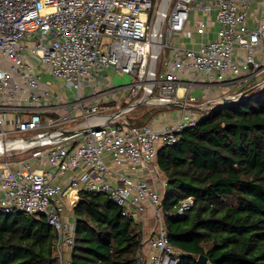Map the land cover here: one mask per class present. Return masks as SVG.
Masks as SVG:
<instances>
[{
    "label": "built area",
    "instance_id": "obj_1",
    "mask_svg": "<svg viewBox=\"0 0 264 264\" xmlns=\"http://www.w3.org/2000/svg\"><path fill=\"white\" fill-rule=\"evenodd\" d=\"M110 72L131 82L116 86ZM256 90H264V0H0V209L45 218L58 264H72L79 195L104 193L123 216L151 210L156 219L137 264H180L158 153L200 111ZM172 105L161 128L129 117ZM193 206L182 200L174 216Z\"/></svg>",
    "mask_w": 264,
    "mask_h": 264
},
{
    "label": "trees",
    "instance_id": "obj_2",
    "mask_svg": "<svg viewBox=\"0 0 264 264\" xmlns=\"http://www.w3.org/2000/svg\"><path fill=\"white\" fill-rule=\"evenodd\" d=\"M147 107L131 112L133 124L145 125L165 109ZM156 164L169 183L165 223L180 264H201L202 255L207 264H264V90L212 107L160 149ZM188 197L193 208L174 216ZM74 213L72 264H137L140 224L106 194L81 192ZM55 242L45 218L0 209V264H58Z\"/></svg>",
    "mask_w": 264,
    "mask_h": 264
},
{
    "label": "crops",
    "instance_id": "obj_3",
    "mask_svg": "<svg viewBox=\"0 0 264 264\" xmlns=\"http://www.w3.org/2000/svg\"><path fill=\"white\" fill-rule=\"evenodd\" d=\"M254 22L251 21V26H253ZM211 38H214V34H211ZM176 40H179V38H177ZM185 40V39H184ZM189 42V41H188ZM181 91V90H180ZM225 91H221L220 93L223 94ZM182 93V92H180ZM210 96H213V94H210ZM160 108L163 107L165 108L164 110L159 111L150 121L149 123H155V125L158 128H161L165 123L170 122L172 120V114L175 112L173 111L175 109L174 105L171 106V108H168L167 111V106H159ZM158 109V108H157ZM203 114L207 113V111H200ZM166 115H169L168 117ZM141 175L143 176L144 179H146L149 183L152 184V186L158 190H161V187L159 185L158 182H155L153 180V173L151 171H149L148 169H142L141 171ZM164 175V174H163ZM136 220V219H135ZM140 224L141 230H142V234L144 235H148L151 230L155 227L156 225V219L153 216V213L151 210H149L147 212L146 215L137 218V220ZM67 258H71V255H67Z\"/></svg>",
    "mask_w": 264,
    "mask_h": 264
},
{
    "label": "rangeland",
    "instance_id": "obj_4",
    "mask_svg": "<svg viewBox=\"0 0 264 264\" xmlns=\"http://www.w3.org/2000/svg\"><path fill=\"white\" fill-rule=\"evenodd\" d=\"M162 62H163V56L160 57L159 62H158V67H157V71H158V72H161V71H162ZM108 76H109L110 78H114V84H115L116 86H118V85H123V84H128V83L131 82V80H130L129 77H127V76L119 77V76H116V75H115L114 73H112V72H110V74H108ZM201 94H202L201 91H196V92L194 93L195 96H199V97H200ZM147 109H150V106H148ZM139 111H147V110H146V109H142V110L139 109ZM152 111H154V110H152ZM167 111H168V109H167ZM137 112H138V111H137ZM67 126H68V127H73V126H74V123H70V124H68ZM162 197H164V195H163ZM163 199H164V198H163ZM171 201H172V199L169 198V202H171ZM15 213H17V212H15Z\"/></svg>",
    "mask_w": 264,
    "mask_h": 264
},
{
    "label": "water",
    "instance_id": "obj_5",
    "mask_svg": "<svg viewBox=\"0 0 264 264\" xmlns=\"http://www.w3.org/2000/svg\"><path fill=\"white\" fill-rule=\"evenodd\" d=\"M137 218L138 217H136V216L134 217V219H136V220H137ZM208 261H209V259L206 256H203V255L198 258V262L201 263V264H207Z\"/></svg>",
    "mask_w": 264,
    "mask_h": 264
},
{
    "label": "bare ground",
    "instance_id": "obj_6",
    "mask_svg": "<svg viewBox=\"0 0 264 264\" xmlns=\"http://www.w3.org/2000/svg\"><path fill=\"white\" fill-rule=\"evenodd\" d=\"M180 92H182V90Z\"/></svg>",
    "mask_w": 264,
    "mask_h": 264
}]
</instances>
